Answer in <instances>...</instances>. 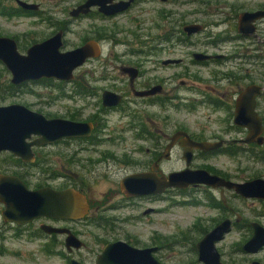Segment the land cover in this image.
<instances>
[{
	"label": "flooded vegetation",
	"instance_id": "obj_1",
	"mask_svg": "<svg viewBox=\"0 0 264 264\" xmlns=\"http://www.w3.org/2000/svg\"><path fill=\"white\" fill-rule=\"evenodd\" d=\"M22 1L37 4V7L25 9L17 0H0V7L10 17H21L22 15L34 17L36 27H48L52 30L47 32L43 38L31 41L29 46L28 40L27 44L23 45L18 36L12 37L16 40L20 52L25 51L26 53L32 45L50 39L58 33L63 34L62 51L75 49L90 40H95L101 45L100 42L105 40V36L100 31L92 36L84 37L80 43L69 49H67V37L72 32V26L78 21L86 19L93 21L114 20L122 15H127L134 8L144 5L150 6L148 11L151 14L156 13L157 22L155 25L158 32L156 34L145 32L147 34H144L139 42L142 47L139 51H111L104 62L106 65H101L96 68V71H87L82 75V78H78V70L89 62L103 57L102 45V54L99 57L87 59L82 66L75 70L74 79L71 81L42 78L20 85L23 86L30 82H51L52 84V80H55L61 86L60 89L70 87L72 93L65 92L63 96L75 97L79 95L85 100L88 98L87 101L90 100L88 106L94 107L93 112L85 116V108H83L79 110L77 116L69 114L61 117L43 114L48 118L59 117L91 123L93 129L90 136L87 137L65 138L49 145L34 146L32 161H26L9 150L2 151L0 153V175L17 176L32 190L44 187L62 190L73 187L88 197L90 210L81 220L72 221L42 216L27 224L19 225L3 219L2 211L5 206L0 202V215L3 220V224L0 226V255L5 250L1 232L13 230L15 236L27 233L28 238L39 242L45 251L61 254L67 264H72L73 260L87 264L84 260L74 256L70 257V255L87 249V243L81 238V233L72 228L69 223L91 221V224L102 227L110 221L106 220L108 218L104 215L110 209H118L124 205L113 204L104 207V204H101L94 208L95 201L88 194L86 178L91 177L89 172L93 176L98 174L97 171L101 167L99 165L103 162L98 158L87 160L85 157L82 158L81 154L89 151V148L85 146L87 143L93 145L115 143L117 139L126 141L128 136L125 137V135H129V137L133 135L136 138L135 141L139 142L135 147L136 152L147 154L150 156L149 160L135 161L127 154L119 158L115 156L117 153L112 150L104 153V156H108L104 157L108 164L107 169L111 164L117 162L123 163L126 167H131L129 165L136 163V169L132 168L133 171L127 172L120 178L119 187L121 180L133 173L157 171L161 176L185 168L205 169L212 176L223 179L228 185L214 186L199 183L185 189L171 187L160 195L138 197L126 196L120 187L113 194L120 193L122 201L129 203L128 200L131 199L161 198L166 200L167 193L171 192L191 193L190 203L194 206H206L208 211L206 216L196 218L197 221L195 220L194 226L191 227L193 232L203 235L196 240L193 246L195 264H205L199 259L198 242L220 226L227 229L223 237L215 244L222 264H264L263 236H260L258 243L249 245V242L258 233L264 235V16L253 22L250 33L239 29L242 14L264 11V0H254L252 3H244L240 6L237 16L238 34L234 37L237 40L235 54L220 53L221 43L226 37L212 34L208 28L214 23V20H220L217 25L223 22V18H213L214 15L221 17L223 12H218V3L212 0H201L202 4L207 6L206 9H195L194 12H191L194 15L191 19L179 12L181 4L187 3L185 0L104 1L106 6L111 7L117 3L129 2L124 11L114 14L102 11L101 5L91 7L87 13L75 14L74 10L88 0H79L69 8H64V6L70 0H59L55 6L59 9L57 12L63 14L62 18L52 17L54 12L51 9H44L43 2ZM101 1L103 2V0ZM193 1L196 2V0ZM156 3L163 6L154 8ZM209 7L211 8L208 9ZM13 11H17V13H13ZM191 24H199L204 29L200 33L188 34L185 27ZM154 28L152 26L150 29ZM117 34L116 31L111 35L113 40H118L115 37ZM202 34H205L206 39L196 40V37ZM200 43H205L207 49L195 50V46ZM183 51L189 55L188 60L182 57ZM196 53L214 57L200 60L195 57ZM139 54H141L142 60L136 56ZM5 69L9 71L6 66ZM88 75H91L94 82L87 80ZM106 92L121 96L119 103L106 106L104 101ZM109 98L112 100L111 96ZM240 101L244 102V115H237L238 102ZM183 107L198 113L197 119L194 121L195 125L181 124L177 115L173 114ZM114 119L116 122H121L114 123ZM237 119L251 123L253 129L238 124ZM252 130L258 135L252 136ZM193 143H207L206 146L209 147L199 148ZM75 144L78 145V148L72 154L62 153V160L65 161L64 166L80 169L76 172L77 179L67 181L66 185L54 183L55 177L66 178L67 174L56 175L50 174L48 171L49 164L53 160L52 150L58 146L66 145L65 149L68 152ZM189 145H194L191 164L188 166L185 163L184 167L169 168L168 164L174 161L176 154H182V159H184L183 156ZM220 156L236 159L237 162L215 163L212 161ZM198 159L206 162L198 164L196 162ZM36 169L47 170V175L44 174L45 172L36 174L34 172ZM254 181L259 182L258 187L249 188V183ZM238 185L247 186H241L244 187L243 190ZM172 205H174L173 202ZM93 209L97 214L99 212L106 213L98 217L95 214L92 216L90 213ZM150 209L153 208H148V210ZM148 210L146 209L144 214ZM112 219L117 218L113 217ZM44 225L70 229L82 241L83 246L75 248L73 245H69L68 233H49L43 229ZM27 226L32 227L25 229ZM119 240L121 239L106 241V238H103L100 241L106 242V245ZM164 240L166 239L162 238V242H165ZM160 245L162 246V243ZM159 249L160 247H158ZM102 250L96 255L94 264Z\"/></svg>",
	"mask_w": 264,
	"mask_h": 264
},
{
	"label": "rangeland",
	"instance_id": "obj_2",
	"mask_svg": "<svg viewBox=\"0 0 264 264\" xmlns=\"http://www.w3.org/2000/svg\"><path fill=\"white\" fill-rule=\"evenodd\" d=\"M29 2H43L44 9L52 10V17L62 18L63 14L57 12L59 10L55 5L59 0H27ZM79 0H70L64 8H69L76 4ZM187 3H182L179 7V12L183 15H187V18H193L195 9H206V5L202 4L201 0H185ZM218 3V12L220 16H213V18L222 19L223 22L217 25L220 20H214L213 24L208 26L212 34L223 35L226 39L221 43L222 49L220 53L235 54L237 47V40L234 39L237 36V16L240 12V6L244 3L249 4L254 0H212ZM260 1V0H257ZM189 2V3H188ZM163 6L160 3H156L154 8ZM62 8V6H61ZM194 8V9H192ZM209 7L208 9H210ZM150 6L144 5L134 8L127 15H122L114 20H91L86 19L84 21H78L72 26V32L68 35L67 49L76 46L86 36H92L97 31H100L105 40L100 42L103 46L104 55L101 59L91 61L83 68L78 70L77 76L81 77L86 74L87 71H96V68L104 64L108 54L114 50H120L123 52L141 50L140 39L145 32L149 34H156L155 23L157 22L156 13L148 11ZM227 15V17H226ZM225 17V18H224ZM34 17H28L22 15L21 17H10L4 13L0 7V36L19 37L20 42L23 45L28 46L34 39H40L46 36L47 32H50L52 28L48 27H36ZM159 20V18H158ZM96 24V25H95ZM154 24V25H153ZM209 24V22H208ZM141 25V28H139ZM155 28L151 30L150 28ZM117 31L115 37L118 40H113L112 36ZM37 32V33H33ZM142 33V35H140ZM206 39L205 34L198 35L196 40L203 41ZM195 50L207 49L205 43H200L195 46ZM183 50H186L183 48ZM188 50V49H187ZM189 51V50H188ZM25 53V51H21ZM139 60H142L141 54L136 55ZM184 59H189V55L182 52ZM236 62V59H235ZM106 65V64H104ZM232 65V64H230ZM236 66V63H234ZM5 66L0 61V84L2 87L6 83H11V73L4 71ZM87 80L94 82L91 75H88ZM82 80V79H81ZM84 81V79H83ZM6 88V87H4ZM61 86L58 82L52 80L51 82H30L23 85L19 91H13L11 94H5L0 96V105H10L13 103L25 104L33 110L40 111L44 114H51L53 116H66L74 114L77 116L80 109H84L85 116L91 114L94 107L88 106V98L85 100L79 95L75 97H64L65 92L71 94V88L60 89ZM92 100V99H91ZM177 115V118L181 124L187 126L195 125L194 121L197 119V112L189 111L183 107L178 112H173ZM116 118V115H114ZM114 119V123H120ZM204 124V123H203ZM112 126H114L112 124ZM128 136V137H127ZM131 136V135H130ZM126 141L116 140L115 143H107L100 145L85 144L89 148V151H85L81 154V157H85L87 160L99 159L103 163L99 166L98 174L95 176L86 178V187L88 188V194L95 201L94 208L104 204V207L110 205L123 204L124 207L118 209H110L108 213L99 212L95 213L94 209L90 215L95 214L96 217L105 214L104 216L110 220L105 226H97V224H91V221H82L79 223L70 222L69 225L75 230L79 231L81 238L87 243V249H83L78 254L70 255L80 260H84L87 264H94L96 255L102 250L105 243L100 241L106 238V241H114L121 239L128 241L137 247H150L158 246L160 249L155 252V256L162 262L167 264H195L193 246L197 239L203 235L198 232H193L191 227L194 226V221L199 217L207 215L206 206H194L191 202V193H167L165 199L161 198H144L141 200L131 199L129 203L122 201V197L119 194H113L120 189L119 180L127 172L133 171L132 168L136 167V163L126 167L123 163L111 164L108 169V164L105 162V152L112 150L116 152V157L122 158L124 154H127L132 160L147 161L149 157L144 153H137L135 147L139 142L135 141V137L132 135H125ZM66 145H61L52 150L53 160L49 164L50 174H67L66 178L55 177L54 183L66 185L67 181H73L77 179L76 172L80 169L78 167H67L63 164V154H72V152L78 148L75 144L73 148L65 149ZM134 148V149H133ZM88 150V149H87ZM79 156V155H78ZM105 157V158H104ZM126 157V156H125ZM215 163H234L236 159L220 156L212 160ZM198 164L205 163V160H196ZM195 162V163H196ZM132 163V162H131ZM185 160L182 159V154H176L174 161L168 164V167H184ZM88 164V163H87ZM93 169V168H92ZM136 169V168H135ZM70 170V172H69ZM89 171V170H88ZM93 171V170H90ZM36 174L47 175V170H35ZM70 175V177H69ZM70 178V179H69ZM33 182V180H32ZM63 185V186H64ZM174 205H172V202ZM126 205H130L127 206ZM103 207V206H102ZM99 208V207H98ZM153 208L155 210L144 214L146 209ZM93 216V215H92ZM116 217L117 219H112ZM2 217L0 215V226L2 223ZM32 226H27L25 229H31ZM2 242L4 245V252L0 255V264H67L65 259L57 252L45 251L39 242L28 238L27 233L20 236H15L13 230L2 231ZM162 238H165V242H162ZM162 243V246L160 245ZM198 264V263H196Z\"/></svg>",
	"mask_w": 264,
	"mask_h": 264
},
{
	"label": "water",
	"instance_id": "obj_3",
	"mask_svg": "<svg viewBox=\"0 0 264 264\" xmlns=\"http://www.w3.org/2000/svg\"><path fill=\"white\" fill-rule=\"evenodd\" d=\"M25 9H33L37 4L17 0ZM110 0H88L85 4L74 10L75 14L87 13L91 7L101 5V10L107 14H114L124 11L129 5L117 3L115 6H106ZM264 16V11L246 12L241 16L239 29L252 31V24L258 18ZM203 26L191 24L185 27L188 34L200 33ZM63 34L58 33L50 39L32 45L26 53H21L16 40L8 36H0V61L11 73V82L20 86L25 82L35 81L42 78H55L58 80L71 81L74 79L75 70L82 66L87 59L96 58L102 54L101 45L95 40H90L84 45L72 50L62 51ZM197 59H212L214 56L204 53H196ZM179 61V60H178ZM168 63V61H167ZM112 97V100L109 97ZM121 96L106 92L104 96L105 105H116ZM244 102H238L237 115H244ZM239 110V112H238ZM237 123L250 127L251 123L239 121ZM91 123H83L65 118H48L43 113L35 111L25 104L13 103L0 105V153L9 150L14 154L23 157L26 161H32L34 146H43L55 143L65 138L87 137L92 133ZM252 136L257 132L252 130ZM35 137V139H33ZM199 148H208L207 143H193ZM189 145L183 158L189 166L193 159L192 149ZM208 184L214 186L228 185L223 179L212 176L205 169L185 168L180 171L171 172L169 175H158L157 171H144L130 174L121 180V190L128 197L145 195H160L171 187L185 189L194 184ZM259 182L249 183V188L258 187ZM247 185H238L244 190ZM0 202L5 208L2 211L3 219L7 222H15L19 225L27 224L42 216L81 220L90 210L88 197L73 187L57 190L52 187H44L38 190L29 189L28 186L17 176L0 175ZM153 211V209L147 212ZM146 212V213H147ZM49 233H68L69 245L75 248L83 246L82 241L75 236L68 228H58L51 225H44ZM225 227H218L213 232L201 239L197 248L200 253V261L205 264H222L216 249V242L219 241ZM258 233L249 242L252 246L258 243ZM158 247H137L127 241L119 240L105 245L99 254L96 264H165L156 256ZM72 264H83L73 260Z\"/></svg>",
	"mask_w": 264,
	"mask_h": 264
},
{
	"label": "trees",
	"instance_id": "obj_4",
	"mask_svg": "<svg viewBox=\"0 0 264 264\" xmlns=\"http://www.w3.org/2000/svg\"><path fill=\"white\" fill-rule=\"evenodd\" d=\"M3 10V9H2ZM13 13H17V11H13ZM4 71H7L5 68H3ZM2 73V72H0ZM6 87V88H4ZM2 87L0 84V96L3 97L5 94H11L13 91H19V89L23 86H16L13 83H6V85Z\"/></svg>",
	"mask_w": 264,
	"mask_h": 264
}]
</instances>
